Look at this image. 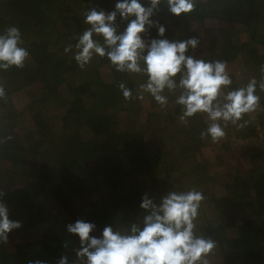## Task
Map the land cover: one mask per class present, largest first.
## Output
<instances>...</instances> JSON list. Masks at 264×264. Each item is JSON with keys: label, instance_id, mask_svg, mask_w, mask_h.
<instances>
[{"label": "trees", "instance_id": "16d2710c", "mask_svg": "<svg viewBox=\"0 0 264 264\" xmlns=\"http://www.w3.org/2000/svg\"><path fill=\"white\" fill-rule=\"evenodd\" d=\"M141 2L150 6V0ZM116 3L0 0V34L18 28L20 46L29 53L23 68L0 69V86L5 90L0 99V175L12 181L8 187L0 186L4 193L0 203L7 207L10 220L22 224L9 233L8 243L0 244V264L35 260L58 264L62 256L67 264H81L76 256L79 238L67 232L69 224L93 223L90 235L97 238L105 227L128 233L133 224L142 227L147 212L140 204L145 194L159 205L169 190L184 192L186 185L205 197L195 231L216 242L209 255L216 264H264V89L260 87L264 0H195L193 10L178 17L169 12L165 0L150 17L165 28L163 37L156 26L142 35L146 42L198 40L189 23H208L219 33L211 35L212 45L219 41L217 53L211 46L189 48L186 55L224 61L227 66L243 62L246 82L230 77L232 83L222 91L226 95L255 79L259 106L252 121L245 114L238 122L246 121L244 127L227 123L224 142L201 139L210 123L205 113L195 114L185 124L180 119L183 106L176 103L163 113L151 94L143 92V99H137L146 75L118 72L106 56L95 54L83 69L78 67L73 57L78 38L90 27L86 12L92 8L111 12ZM127 23L117 16L118 34ZM258 25L263 30L258 31ZM93 39L104 44L102 36L94 34ZM242 44L246 45L241 48ZM69 45L72 50L65 52ZM104 66L110 71L109 82L99 76ZM121 83L132 91V99L123 97ZM25 93L28 103L15 106L12 96ZM162 94L171 104L180 90L165 89ZM145 126L155 131L152 138ZM157 136L170 137L167 145L177 144L174 152L157 144ZM203 182L214 183V192L202 189Z\"/></svg>", "mask_w": 264, "mask_h": 264}, {"label": "clouds", "instance_id": "9594fccd", "mask_svg": "<svg viewBox=\"0 0 264 264\" xmlns=\"http://www.w3.org/2000/svg\"><path fill=\"white\" fill-rule=\"evenodd\" d=\"M162 2L165 0H150V6L145 7L141 0H117L111 12L90 9L85 14V23L90 27L78 38L75 45L78 51L73 58L83 69L94 54L106 56L118 72L146 75L147 82L140 85L141 94L136 98L143 99L142 93L147 92L161 107L168 103L162 94L165 89L169 92L180 90L176 103L183 106L181 121L186 124L187 119L197 113L207 114L210 123L200 137L219 142L226 136L228 122L244 127L246 121L244 124L238 122L259 106V97L255 94L257 82L252 79L247 86L225 95L222 89L232 83L226 62L186 55L189 48L197 47L199 41L196 38L184 41L157 38L147 42L142 39L153 26L163 37L165 28L150 19ZM194 3L195 0H166L169 12L177 17L190 13ZM118 15L128 20L125 30L119 34L115 25ZM94 34L102 36L103 45L93 39ZM21 44V33L16 27H9L0 34V69L24 67L29 53ZM72 47L69 45L65 52L71 51ZM260 87L264 89V83ZM119 88L126 100L133 98L132 91L123 83ZM4 97L5 90L0 86V99ZM3 196L0 191V197ZM204 199L203 193L196 189L172 191L157 205L145 194L140 204L147 212L142 227L133 224L128 233L105 227L102 236L97 238L90 235L95 228L93 223L77 220L67 226V232L79 238L76 256L81 264H210L208 257L216 248V242L195 231ZM21 227L19 221L9 219L7 207L0 203V244L8 243L9 233ZM29 264L45 262L35 260ZM58 264H67V257L62 256Z\"/></svg>", "mask_w": 264, "mask_h": 264}, {"label": "rangeland", "instance_id": "374dc122", "mask_svg": "<svg viewBox=\"0 0 264 264\" xmlns=\"http://www.w3.org/2000/svg\"><path fill=\"white\" fill-rule=\"evenodd\" d=\"M250 18H252L251 16H250ZM251 24H253L254 22H255V20L254 19H251L250 21H249ZM261 23V22H260ZM189 28H190V30L192 31V32H194L195 34H196V36L198 37V41H199V43H198V45H197V47H196V49H200V50H204V49H206V48H209V47H211V46H214V47H212V49H211V51L212 52H214V54L215 53H217V49H218V44H219V41H217V42H215V45L213 44L212 45V42H211V35H214V34H219L218 32H217V30L214 28V26H211V25H209L208 23L207 24H204V25H197L196 23H189ZM257 28H258V31H260V29H262V25L261 26H257ZM263 30V29H262ZM190 31V32H191ZM229 33H231V35L230 36H233V34H234V31H229ZM193 36H194V34H193ZM213 42V43H214ZM246 44H248V43H246ZM246 44H242L241 45V48H243L244 46L243 45H246ZM78 51V50H77ZM241 64H243V62L242 63H240L239 61H236L233 65H228L227 66V71H228V74H229V77H231V78H234V80L236 81V82H238V83H243V82H246V79H248V78H246V76H244L243 75V71H242V65ZM239 66V67H238ZM246 67V66H245ZM246 68H248L249 70H250V68L249 67H246ZM250 73H251V71H250ZM85 76H87V75H85ZM99 76H100V78H101V80L102 81H108L109 82V80H110V71H109V68L106 66H104V67H101L100 69H99ZM88 77V76H87ZM249 77V76H248ZM77 78H79V77H77ZM240 87H243L241 84L239 85ZM13 97V101L15 102V106L17 105V107H21V106H25L27 103H28V94L26 95V93L25 94H21L20 96H19V94L18 95H16L15 97L14 96H12ZM176 99V98H175ZM175 99H172L171 100V104L170 103H167V105L166 106H164V107H161V105H159V107H160V110L162 111V109L164 110L163 111V113H165V111H169L170 110V107H171V105L174 107L175 105H176V100ZM144 100H146L145 102L148 104V99H144ZM150 101V100H149ZM144 117H146V115H144ZM143 117V118H144ZM246 117H247V120L248 121H252V112L251 113H247L246 114ZM202 118L206 121V122H208L206 119H207V117H205V116H202ZM160 120H161V118L158 120V121H155L156 123H158V122H160ZM140 123H144L143 122V120H142V122H140ZM140 125V124H139ZM146 128L145 129H147V131H148V134L150 135L149 137L150 138H152V136L151 135H154L155 134V131L154 132H152V129H151V127H148V126H145ZM176 129V128H175ZM161 136V135H160ZM160 136H157L158 137V142H157V144H159V145H161V146H163L164 148V150L166 151V152H171V153H173L174 152V150L177 148V144H173V145H167V143H169L171 140V138L170 137H164V136H162V137H160ZM169 139L168 141H164L163 139ZM174 140V139H173ZM220 141H222V142H224L225 141V137L223 138V139H221ZM233 144V141H232V143H231V145ZM165 145H167V146H165ZM215 146H217V145H215ZM171 147H173V149L171 148ZM160 171H161V173L165 176L166 175V171L164 170V168H161V166H159V168H158ZM213 169V168H212ZM162 174L161 175H158V177H157V179L158 180H161V178L160 177H162ZM171 176H172V174H171ZM4 176H3V174H2V176L0 175V186L1 187H8L9 185H10V183H12V181H10L9 179H5V177L3 178ZM4 179V180H3ZM201 184V186H202V189L203 188H205V189H207L208 191H209V189H211V191L212 192H214V189H215V185H214V183H209V184H206V183H200ZM213 185V186H212ZM190 188H191V186L189 185V186H185L184 187V192H187V191H189L190 190ZM219 190H220V188H219ZM170 192V190L168 191V193ZM172 192V191H171ZM54 206V211L56 212V208L57 207H55V205H53ZM60 219V218H59ZM60 221V220H59ZM61 221H62V219H61ZM60 221V222H61ZM58 229L60 228V227H57ZM210 257V258H209ZM208 257V259H209V261L211 262V264H216V262H215V260H214V258L213 257H211V256H209ZM211 259V260H210Z\"/></svg>", "mask_w": 264, "mask_h": 264}]
</instances>
